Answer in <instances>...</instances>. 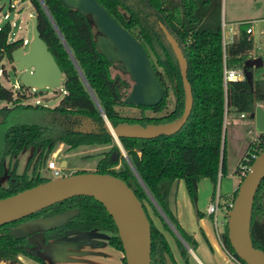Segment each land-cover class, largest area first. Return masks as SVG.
<instances>
[{
	"label": "trees",
	"instance_id": "trees-1",
	"mask_svg": "<svg viewBox=\"0 0 264 264\" xmlns=\"http://www.w3.org/2000/svg\"><path fill=\"white\" fill-rule=\"evenodd\" d=\"M56 27L72 52L100 108L94 101L64 43L57 33L40 0H30L37 19L40 36L58 63L63 75V95L54 106L27 100L24 90L14 92L0 81V100L9 104L0 107V176L5 172V158L11 159L23 148L33 147L36 160L47 156L58 143L67 149L85 144H107L98 153L95 171L116 175L134 190L142 201L150 221V264H166L167 252L174 264L169 241L154 222L145 201L159 216L164 229L173 233L140 183L126 156L109 130L103 113L112 125L120 121L147 123L166 122L179 116L184 107V91L176 56L162 26L178 41L187 60V79L190 82L193 104L179 130L152 138L119 137L124 151L158 205L176 227L184 240L193 246V237L180 225L171 208L170 195L178 179H183L188 195L196 206L198 183L208 177L214 185L219 172L226 167L224 123L229 114L249 115L259 102L264 101V77L253 76L252 84L246 79L223 80L224 59L227 66L244 63L252 51L253 38L240 22L238 33L225 47L222 44V0H97L113 17L138 38L164 87L162 99L154 105L129 103L124 100L131 83L123 71L112 73L107 58L95 41V26L78 8L63 0H43ZM10 24L0 26V57L17 47L21 39L9 40ZM254 66L250 69L253 71ZM32 93V92H31ZM36 94V93H33ZM173 96L169 108L168 97ZM34 155V154H33ZM79 171V170H78ZM85 171V170H81ZM50 179L40 174L12 172L7 184L0 183V197ZM236 188L233 192L234 199ZM232 199V200H233ZM78 206L80 211L65 224L46 230L40 241L27 237L14 238L9 226L38 215H50ZM199 214V212H197ZM89 232L102 229L110 233V245L123 252L117 227L105 206L91 195H74L41 208L27 216L0 225V261L23 264L18 255L31 257L48 264L37 252L45 244L60 240L67 230ZM250 233L254 246L264 251V177L253 200ZM174 234V233H173ZM219 237L230 254L242 264L227 236V223ZM184 261L189 250L175 236ZM122 264H126L122 257Z\"/></svg>",
	"mask_w": 264,
	"mask_h": 264
},
{
	"label": "water",
	"instance_id": "water-1",
	"mask_svg": "<svg viewBox=\"0 0 264 264\" xmlns=\"http://www.w3.org/2000/svg\"><path fill=\"white\" fill-rule=\"evenodd\" d=\"M40 1L94 101L102 111L98 100L62 34L56 27L44 1ZM63 1L68 6L78 8L81 13L87 16L88 21L92 22L95 26V41L100 52L109 62L114 63L118 69L129 75L131 86L124 100L141 105H154L158 103L164 95V87L160 83L141 41L118 23L97 0ZM3 5L0 4V10L3 8ZM31 19V39L28 40L27 47H25L26 43L22 44V37H20V44L10 52L11 59L16 71L19 73L20 84L30 89L51 88L52 93L43 98H53L63 92L62 82L64 78L58 63L48 49L46 42L40 36L36 15L32 14ZM162 29L176 56L181 73L184 91L182 113L170 121L150 122L145 125L139 122L128 121H120L112 125L104 113L103 116L109 130L148 196L174 233L190 250L188 243L180 235L147 189L119 140V137L123 136L152 138L160 134L174 133L181 128L191 111L193 96L186 74V57L176 38L165 26H162ZM260 64H262V58L259 56L245 58L243 63L245 79L250 84L253 81V72L250 67ZM249 116L254 118L256 129H264V107L261 104H256L254 110L249 113ZM65 164L66 160H62L61 165ZM263 177L264 149L254 158L247 173L240 180L236 195L228 212L227 236L235 253L247 264H264V251L254 246L250 233L254 195ZM80 194L91 195L99 200L112 216L122 244L126 264H150V221L142 201L125 180L110 173H100L95 170L75 171L60 177L50 178L16 193L0 197V225L27 216L55 202ZM79 211L80 208L78 206H73L50 215L30 217L9 226V230L14 238H24L35 232H44L59 227L77 215ZM164 257L166 264H174L167 252H164Z\"/></svg>",
	"mask_w": 264,
	"mask_h": 264
},
{
	"label": "rangeland",
	"instance_id": "rangeland-1",
	"mask_svg": "<svg viewBox=\"0 0 264 264\" xmlns=\"http://www.w3.org/2000/svg\"><path fill=\"white\" fill-rule=\"evenodd\" d=\"M13 0H0V4H4L3 8L0 10V26L6 22L10 24L9 40H15L22 36L26 37L28 40L32 36V19L31 15L34 14L33 6L30 0H15L17 4L11 6ZM5 14H7L5 16ZM222 15H223V29L228 34L236 35L239 30L240 22H247L245 25L252 24L253 32L251 36L253 38L252 44V54L259 56L263 59V64L259 66H254L253 76L257 77L260 75L264 77V0H222ZM230 28H232L230 30ZM234 34H233V32ZM23 38V37H22ZM23 44V40L21 42ZM28 42L25 44L27 47ZM250 56V55H248ZM112 73L119 72V69L113 65L111 66ZM123 76L126 77L130 83L131 80L129 75L123 72ZM0 81L5 85L13 89L14 92L24 90L21 88L19 83V73L16 71L12 59L8 58L6 54L0 57ZM19 83L18 85H15ZM14 85L15 87L13 88ZM25 93L27 94V100L32 102H40L49 106L56 105L63 93H59L57 96L49 99H44L43 97L52 93L51 88H34L30 89L29 92L25 88ZM36 93V94H33ZM9 103L5 100H0V107L8 105ZM258 104V103H257ZM259 104L264 105L263 102ZM169 108L173 105V96L170 94L168 97ZM228 118L225 119L224 132H225V157L226 163L229 169H233L236 165L242 150H244L246 141L245 139H236L232 135L230 124L228 123ZM242 127V126H241ZM244 128V126L242 127ZM255 133V130H254ZM108 147L107 144H85L78 147L67 149L63 143H58L57 146L51 151L47 156H45L42 161L36 160L38 152L33 153V147L23 148L16 156L9 159L5 158V172L0 176V183L7 184L8 177L12 172L15 173H26L28 176L40 174L45 177H51L52 170L47 168L46 162L50 159H54L57 166L61 169L63 174L71 173L75 171H91L95 170L94 167L97 162L98 153ZM248 146L244 151H246ZM57 152V153H56ZM34 154V155H33ZM62 160H66L65 165H61ZM240 160V159H239ZM224 177V176H223ZM225 179V178H224ZM223 179V180H224ZM232 198V197H231ZM233 199V198H232ZM219 203H223L224 196L220 195L218 199ZM148 211L153 218L154 222L165 231L166 235L170 238V232L163 228L161 219L154 212L152 207L147 201H145ZM221 209L218 208V225L217 230L223 232L225 229V223H227V217H224V223L220 220L223 219L221 215ZM171 228V227H170ZM172 230V229H171ZM68 231V230H67ZM65 232V234L67 233ZM173 231V230H172ZM103 235L96 236L100 239L102 243L100 245H89L86 244L85 248L91 249L87 257L82 256V262L74 264H121V257L117 255L115 250L107 249L109 247V242H107V235L110 233L108 231H102ZM174 232V231H173ZM65 234L61 237L63 238ZM68 235V233H67ZM71 236V233L69 234ZM43 238V232H35L27 236L29 241H40ZM60 238V239H61ZM59 240V239H58ZM55 240L54 242H57ZM53 242V241H51ZM112 246V245H110ZM38 252V250H37ZM99 257V260H93V257ZM25 256L22 253L18 255ZM60 259L61 254H59ZM123 257V255H122ZM107 258L110 262H106ZM60 260L59 258H57ZM20 260V258H19ZM90 261V262H89ZM120 261V263H119ZM123 261V260H122ZM63 262V261H62ZM61 263V262H59ZM62 264V263H61ZM63 264H67L63 262ZM70 264V263H68Z\"/></svg>",
	"mask_w": 264,
	"mask_h": 264
},
{
	"label": "crops",
	"instance_id": "crops-1",
	"mask_svg": "<svg viewBox=\"0 0 264 264\" xmlns=\"http://www.w3.org/2000/svg\"><path fill=\"white\" fill-rule=\"evenodd\" d=\"M231 29L232 28H230V30ZM234 37L235 35H233V38ZM249 55L250 56L248 57H258L253 55L252 51ZM260 77L261 76L258 75L256 78ZM261 105L264 107L263 104ZM226 118H228V123L230 124L232 135L234 136V138L245 139V150L252 136L255 134L254 118H251L249 115L241 116L236 114H229L225 117V119ZM241 126H244V128H242ZM244 150L240 151L241 155L239 159H241L242 155L245 153ZM239 159L232 170L228 168L226 163L225 172L223 174L219 172L216 185H214L208 177H203L200 179L198 183V198L196 201V206L192 203L188 195L183 179H178L175 182L174 188L170 195L171 208L180 225L186 230L187 233H189L193 237L194 240L193 246H190L188 244L190 246V250L188 249L189 255L187 260L184 261L175 238V236L177 235L174 232V234L170 233L169 238L166 235L165 231L162 229L169 241L173 256L179 264H242L237 258H235L228 252L219 237V231L217 230L219 220L217 213L218 209L216 211V214L207 212L208 203L211 201H215L216 199L218 201L219 196L223 195L224 201L222 204L218 201V208L222 210L221 215L223 219H221L220 221L224 223V217L228 216L229 203L233 201L231 197L234 190L238 188L241 180L240 175L237 171L238 163L240 161ZM71 172H73V169ZM197 212H199V214H197ZM214 215H216V223L213 220ZM102 231V229H97L89 232H81L79 230L70 229L67 231L68 235L66 233L65 236L57 242L53 241L45 244L42 249L38 250V254L48 264H63V262H66L67 264H74L82 262V260H84L82 259V256L85 255V257H87V255L89 254L88 251L91 250L89 248H85V245H100V243L102 242L100 239L96 238V236L103 235ZM70 233L71 236L69 235ZM106 237L108 242V235ZM107 249H109V251L111 249L115 250V253L119 255V257H121L122 264L123 252L110 245ZM59 254H61L63 262L61 261ZM19 258L23 264H42L41 262L28 256H19ZM57 258H59L60 260H58ZM92 258L93 260H99L97 252L96 257L92 256ZM106 262H110L108 258ZM0 264H6V262L4 260H1Z\"/></svg>",
	"mask_w": 264,
	"mask_h": 264
},
{
	"label": "built area",
	"instance_id": "built-area-1",
	"mask_svg": "<svg viewBox=\"0 0 264 264\" xmlns=\"http://www.w3.org/2000/svg\"><path fill=\"white\" fill-rule=\"evenodd\" d=\"M10 4H11V6L14 4H17V1L13 0ZM6 15L7 14H5V16ZM245 23H247V22H245ZM246 31L248 33H251L253 31V26L251 23L249 25H247ZM233 39L234 38H233L232 34H229V33L227 34L224 31L223 23H222V44H223V47H225ZM22 40H23V43L28 42V39L24 36H23ZM249 54H250V52H249ZM237 79H245L243 64L237 65V66H227L225 63V59H224V67H223L224 83H226L227 80H237ZM19 83L15 84V85H18ZM12 86H13V88L15 87L14 85H12ZM240 115L244 116L245 114L240 113ZM263 149H264V129L258 130L255 128V134L252 136V138L248 144L247 150L242 155V157L238 163L237 171H238V174L240 175L241 179L247 173V171L250 168V165H251L252 161L254 160V158ZM46 166H47V168L52 170L50 178H56V177H60V176L64 175L63 172L61 171V169L57 166V163L54 159L48 160L46 162ZM218 205L219 204H218L217 199L215 201L209 202L207 205V212L212 213V214H216V211L218 209ZM231 205H232V202L229 203V209H230ZM213 220L216 223V221H217L216 215L213 216ZM218 234H219V232H218Z\"/></svg>",
	"mask_w": 264,
	"mask_h": 264
}]
</instances>
